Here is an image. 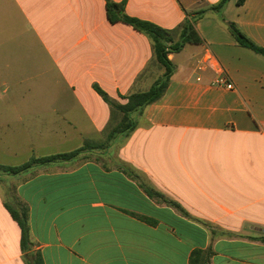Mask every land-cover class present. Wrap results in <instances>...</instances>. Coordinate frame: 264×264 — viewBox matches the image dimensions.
Returning <instances> with one entry per match:
<instances>
[{"label": "crops", "instance_id": "crops-1", "mask_svg": "<svg viewBox=\"0 0 264 264\" xmlns=\"http://www.w3.org/2000/svg\"><path fill=\"white\" fill-rule=\"evenodd\" d=\"M220 1L127 0L125 13L176 32ZM237 2L195 23L203 43L169 55L164 97L104 146L121 114L93 86L121 104L148 91L155 81L139 86L156 63L150 39L111 24L105 0H0L6 77L39 104L17 123L53 151L44 157L96 145L10 179L0 193V264H27L31 253L43 264H264V58L226 26L264 47V0ZM223 76L232 90L217 84ZM8 198L27 209L30 252Z\"/></svg>", "mask_w": 264, "mask_h": 264}, {"label": "trees", "instance_id": "trees-1", "mask_svg": "<svg viewBox=\"0 0 264 264\" xmlns=\"http://www.w3.org/2000/svg\"><path fill=\"white\" fill-rule=\"evenodd\" d=\"M229 1L230 0H221L218 4L210 7L208 10L196 12L195 17L191 20L186 19L180 30L176 31L179 33V39L176 40L174 36V34H176L175 31L167 30L154 23L127 15L125 13L127 0H123L121 3L105 0L106 13L109 22L111 24L122 23L148 37L152 43L155 61L160 67H162L164 73L155 81L148 91L136 92L126 97L121 96V99L126 101L124 104L112 99L100 86H93L94 91L101 97V99L110 106L112 110L121 114L120 122L110 131L107 142L104 146L107 145V143L111 144V142H113L118 136L127 135L135 130L137 123L134 119V115L137 113L143 114L147 107L155 104L164 97L175 72V66L170 61L169 55L181 52L187 44H202L203 40L195 28V23L202 19L207 11H213L221 15ZM245 1L246 0H238L237 5L242 6ZM226 26L238 46L248 49L254 54L264 58V47L259 46L247 37L235 23H226ZM150 67L151 66H149L148 69ZM148 69H146L142 76L146 74ZM94 148H96L95 143L86 141L80 149L73 152L43 158H31L28 162L16 167L0 165V171L7 175L16 176L39 165H49L58 161H69ZM144 189L151 198L167 203L181 210L178 204L166 200L162 194L152 188L144 187ZM6 207L21 230V248L23 252H30L32 242L26 207L18 204H14V206L7 204ZM261 240L264 241V238H261ZM27 261V264H43L40 254H29ZM192 264H195L193 260Z\"/></svg>", "mask_w": 264, "mask_h": 264}, {"label": "rangeland", "instance_id": "rangeland-1", "mask_svg": "<svg viewBox=\"0 0 264 264\" xmlns=\"http://www.w3.org/2000/svg\"><path fill=\"white\" fill-rule=\"evenodd\" d=\"M161 68L157 63L151 65L142 77L139 88L156 81L159 78ZM28 90L29 87L27 86H24L22 90L20 80L12 79L10 81L6 77L5 63L3 56H0V117L3 119L8 118L6 121L9 122V125H3L2 122L5 120H0V165L19 166L29 161L32 157H44L49 153H53L52 150H45V144L42 145L38 142V138L33 134L35 132L34 128H29L30 135H27L24 132L25 127L17 123V115L26 116V111H33L28 106L31 105L34 108L39 105L38 103L27 102L28 97L32 96V94L27 92ZM20 129L23 131L17 133V135L15 132ZM33 147L35 150H33ZM12 177V175H7L0 171V193L5 194L11 190L9 181ZM8 203L14 206L11 198H8Z\"/></svg>", "mask_w": 264, "mask_h": 264}, {"label": "built area", "instance_id": "built-area-1", "mask_svg": "<svg viewBox=\"0 0 264 264\" xmlns=\"http://www.w3.org/2000/svg\"><path fill=\"white\" fill-rule=\"evenodd\" d=\"M217 84L218 85H224V86H226V88H228L229 90H232L234 87H233V85L232 84H230L229 82H228V79L226 78V77H221L219 80H218V82H217Z\"/></svg>", "mask_w": 264, "mask_h": 264}]
</instances>
